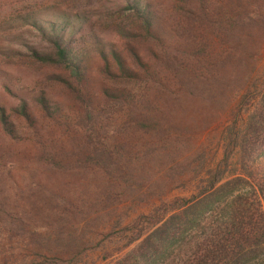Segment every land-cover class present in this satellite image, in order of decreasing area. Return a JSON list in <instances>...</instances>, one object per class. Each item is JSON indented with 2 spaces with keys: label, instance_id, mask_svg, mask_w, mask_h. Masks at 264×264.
I'll list each match as a JSON object with an SVG mask.
<instances>
[{
  "label": "trees",
  "instance_id": "1",
  "mask_svg": "<svg viewBox=\"0 0 264 264\" xmlns=\"http://www.w3.org/2000/svg\"><path fill=\"white\" fill-rule=\"evenodd\" d=\"M123 3L117 11L104 14L121 18L112 24L116 43L93 31L87 18L78 14L77 22L66 16L62 23L35 24L50 44L45 49L32 48L31 56L45 67L60 70L52 76L95 118L88 121L92 135H97L95 142L88 136L94 146L104 145L100 140L102 116L110 104L119 105L126 118L127 145L138 140L148 148L155 137L165 134L171 112L182 111L187 99L223 103L211 96L225 75L233 82H243L244 93L223 134V157L199 179L197 192L189 198L162 202L149 214L140 215L123 229L130 234L127 242L116 253L105 252L103 259L111 260L109 264H264V72L254 76L256 69L248 73L237 66L232 71L226 68L236 52L249 53L252 30L264 28V0ZM90 38L95 43L86 46ZM93 49L101 62L99 76H105L98 84V70L94 73L90 67ZM232 80L224 84L228 86ZM92 82L96 85L95 106L85 96L90 94ZM38 102L45 118H51L53 106L46 97ZM227 106L226 101L223 107ZM19 111L29 135L44 143L40 137L45 125H39L25 101ZM0 125L11 139H18L3 108ZM100 146L91 159L107 171L115 161L111 151ZM44 155L45 161L56 163L51 153ZM121 195L106 192L103 201L113 198L119 202ZM70 229L62 228L59 234ZM75 233L58 236L57 252L50 251L51 258L38 254L43 258L41 264H78V255L89 244L84 235Z\"/></svg>",
  "mask_w": 264,
  "mask_h": 264
},
{
  "label": "rangeland",
  "instance_id": "2",
  "mask_svg": "<svg viewBox=\"0 0 264 264\" xmlns=\"http://www.w3.org/2000/svg\"><path fill=\"white\" fill-rule=\"evenodd\" d=\"M121 5L122 0H0V109L14 123L18 136L11 139L0 125V264H41L43 258L38 254L51 258L50 251L57 252L58 236L65 238L70 232L84 235L89 244L78 255V264H109L111 260L103 256L107 251L116 253L127 242L126 226L162 202L191 197L199 179L223 157V134L244 93L243 82H233L230 75L212 92L211 98L223 103L187 99L182 111L171 112L165 134L155 137L148 148L138 140L127 145L123 112L119 105L106 106L100 133L104 145L94 146L97 135H92L88 121L95 118L52 76L60 70L32 58V48L45 49L50 44L35 24L62 23L66 16L74 20L76 14L87 18L92 30L105 40L116 43L111 29L113 21L121 18L104 14ZM252 33L249 53L236 52L226 62L227 70L237 66L248 73L256 69L254 76L264 72V28L256 27ZM93 43L90 38L86 46ZM91 54L90 67L95 73L101 62L96 50ZM95 76L96 84L105 78L99 70ZM95 86L92 82L90 94L85 93L94 106L98 102ZM43 95L53 106L49 119L38 102ZM23 101L39 125H45L42 144L29 135L19 111ZM90 135L94 142L88 139ZM98 146H106L114 155L115 165L107 171L91 159ZM44 153L55 156L56 163L45 161ZM106 192H121L120 201H103ZM62 228L71 229L59 234Z\"/></svg>",
  "mask_w": 264,
  "mask_h": 264
}]
</instances>
